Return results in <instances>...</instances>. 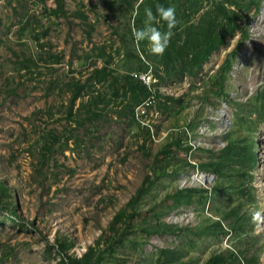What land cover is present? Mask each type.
Returning <instances> with one entry per match:
<instances>
[{
	"label": "rangeland",
	"instance_id": "rangeland-1",
	"mask_svg": "<svg viewBox=\"0 0 264 264\" xmlns=\"http://www.w3.org/2000/svg\"><path fill=\"white\" fill-rule=\"evenodd\" d=\"M63 1L64 14L56 15L46 9L54 0H0V264H65L62 238L70 256L96 246L101 258L91 264H205L228 248L256 252L264 264V0L240 2L238 23L248 35L235 30L193 73L164 69L159 54L146 56L148 42L133 39L141 0ZM181 1L168 3L181 12ZM213 3L203 1L194 25ZM227 58L231 65L222 68ZM102 65L106 76L87 91L103 100L77 125L71 116L88 95L71 101L68 82H83ZM145 65L159 75L161 93L142 113L149 135L132 117L125 79ZM228 134L249 144L255 161L235 174L234 145L224 156L227 176L219 177L200 165L220 159ZM178 137L182 146L173 144ZM156 168L168 174L154 176ZM201 175L205 181L195 180ZM239 183L248 191L239 192ZM184 188L187 201L177 191ZM239 203L251 228L244 222L234 234L204 226L206 216L218 219ZM156 224L157 233L143 229Z\"/></svg>",
	"mask_w": 264,
	"mask_h": 264
},
{
	"label": "trees",
	"instance_id": "trees-1",
	"mask_svg": "<svg viewBox=\"0 0 264 264\" xmlns=\"http://www.w3.org/2000/svg\"><path fill=\"white\" fill-rule=\"evenodd\" d=\"M203 1L204 0H183L179 3V7H183L181 12H177V8L175 9L176 14V24L172 27L171 32L172 35L169 39V43L165 48L163 54H159L157 57L159 63L164 67V69L171 68L172 69L178 68L181 70H185L188 73H193V69L198 68L201 63L208 58V55L217 50L220 45L225 44L226 39L228 36H232L235 30L240 29L241 36L248 35L246 27L243 28L238 23V12L236 8L241 6L240 2L244 0H211L213 1V9L207 7L203 9V14L199 19L200 23L198 25H194L192 22V17L199 11V8H203ZM253 1V0H250ZM255 2H258L255 1ZM55 7L46 8L48 12L51 14H64V1L63 0H54ZM163 5L164 7L170 6L168 0H141L137 7L136 12L133 17V27H141L142 23L145 19L144 17V10L145 8H151L154 15H156L157 19L153 21L161 31H166L167 25L166 22L159 19V16L156 12L158 6ZM232 6V7H230ZM80 13V12H79ZM78 13V14H79ZM130 27V26H129ZM131 31V27L129 28ZM147 41H140V43L144 44ZM241 41L239 45H241ZM152 53V52H151ZM103 54V53H102ZM101 54V55H102ZM132 55V54H131ZM146 56L148 58L153 57V53H147ZM138 60L140 58L136 56ZM56 60L57 56L55 57ZM142 63V61H140ZM143 64V63H142ZM231 63L230 60L227 58L224 60L222 68L230 67ZM145 65L143 70H147L148 67ZM142 67H140L141 69ZM221 68V69H222ZM142 70V69H141ZM140 70V71H141ZM91 72L92 74L88 77L85 81L81 82L78 79L68 82V86L72 85V94H71V101H75L77 98L83 97L84 95H88L86 101H80L75 112L72 114L71 118L76 120V124L82 126V122L86 117H89L90 113L96 114L95 111H90L89 105L96 104L98 102H102V96L100 92H96L95 95H89L87 88L90 87L89 85L92 84L90 81L94 78L96 81L102 80L107 74V68L105 65H102L99 68H94ZM157 74V72H156ZM155 74V75H156ZM169 74V73H168ZM156 76L159 77L157 74ZM160 78V77H159ZM126 82L127 88L130 90L131 95L129 96V110L132 113V117H134V107L135 105L139 104L147 95L148 89L147 87L130 75H126ZM161 95L160 91L157 92V98ZM166 98H170L169 96H165ZM156 98V100H157ZM173 99V98H172ZM93 102V103H88ZM133 106H132V105ZM162 104H165V100L162 101ZM87 105V107H86ZM131 107V109H130ZM87 110L89 113L86 114ZM84 112L83 116H81L80 112ZM138 122V121H137ZM144 127L145 134L149 135V128L148 125L142 126ZM54 138V137H53ZM181 137H178L173 141V144L177 146H182ZM234 145H238L240 147L239 150L236 151L237 159L236 162L239 164V167L235 169V174H245L249 172L251 169L252 164L255 161V153L251 150V147L246 142L242 141L241 138L232 139L230 134H228L227 142L224 146H226L220 155V159L218 161L211 160L209 163H202L200 166L201 168H209L210 170L214 171V173L219 176H227L225 175V163H224V156L231 155L232 149ZM223 146V147H224ZM170 151L167 148L162 150L164 154L163 157L168 156ZM240 164L245 165V169L239 172ZM228 168L234 169L233 164L228 161ZM166 173V171L156 168L154 170V176H157L159 173ZM168 174V173H166ZM216 185H214V188ZM6 189L3 182L0 181V193H2ZM185 192L183 193V190ZM177 190L181 192L185 197L183 201H187L189 194L191 193L190 189L184 188ZM239 192H247L248 189L243 186V183H239L236 187ZM251 189V187H249ZM199 201H205V195H199ZM241 204H237L235 207H232L228 210H224L221 212V215L218 219H212L209 216H206L208 223L204 226L209 228L212 232H219V233H226L232 232L234 234H239L244 232L246 226L244 222H247L248 228L252 227V219L251 216L244 211L241 213L240 209ZM244 213V214H243ZM124 215V210L117 212L114 216V219L110 222L109 227L115 229L117 219ZM226 220V221H225ZM226 224V225H225ZM154 228H149L144 226L143 229L149 233L158 232L159 224L154 225ZM149 228V229H148ZM176 227L172 226L169 231H175ZM117 232V230H116ZM115 234V233H114ZM117 238V237H116ZM69 241L66 238H62V240H57V247L60 252L63 253L62 259L66 258L65 264H91L94 261H98L101 258V255L94 252V248L96 246H88L87 250L83 252L80 256H70L68 253H65L66 248L69 245ZM98 244V243H97ZM98 246V245H97ZM228 248V247H227ZM95 256L92 258V255ZM259 264V256L258 254H247L245 251H242L240 248L238 250L234 248H228L223 254L219 255H211L205 262V264Z\"/></svg>",
	"mask_w": 264,
	"mask_h": 264
},
{
	"label": "clouds",
	"instance_id": "clouds-1",
	"mask_svg": "<svg viewBox=\"0 0 264 264\" xmlns=\"http://www.w3.org/2000/svg\"><path fill=\"white\" fill-rule=\"evenodd\" d=\"M156 12L159 19L166 22L168 30L161 31V29L153 23L157 17L153 14L151 8L146 7L144 10L145 19L142 26L133 27L132 36L137 43L140 41H147L149 50L152 53L163 54L172 35L171 29L176 24V14L173 7H164L163 5L158 6Z\"/></svg>",
	"mask_w": 264,
	"mask_h": 264
},
{
	"label": "built area",
	"instance_id": "built-area-1",
	"mask_svg": "<svg viewBox=\"0 0 264 264\" xmlns=\"http://www.w3.org/2000/svg\"><path fill=\"white\" fill-rule=\"evenodd\" d=\"M132 75L134 78L139 79V81H141L148 89V95L134 107L135 120L139 122L141 121L143 123L142 125H148L142 120V117L143 114H145V107L152 105L157 98V92L159 91L157 86V77L153 73L151 67H149L147 70L134 72ZM140 106H142L143 109L140 110Z\"/></svg>",
	"mask_w": 264,
	"mask_h": 264
},
{
	"label": "bare ground",
	"instance_id": "bare-ground-1",
	"mask_svg": "<svg viewBox=\"0 0 264 264\" xmlns=\"http://www.w3.org/2000/svg\"><path fill=\"white\" fill-rule=\"evenodd\" d=\"M195 180H197L198 182H203V180L205 181L206 178L201 175V176H197V179Z\"/></svg>",
	"mask_w": 264,
	"mask_h": 264
},
{
	"label": "water",
	"instance_id": "water-1",
	"mask_svg": "<svg viewBox=\"0 0 264 264\" xmlns=\"http://www.w3.org/2000/svg\"><path fill=\"white\" fill-rule=\"evenodd\" d=\"M211 177H212V175H211Z\"/></svg>",
	"mask_w": 264,
	"mask_h": 264
}]
</instances>
